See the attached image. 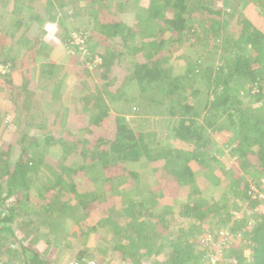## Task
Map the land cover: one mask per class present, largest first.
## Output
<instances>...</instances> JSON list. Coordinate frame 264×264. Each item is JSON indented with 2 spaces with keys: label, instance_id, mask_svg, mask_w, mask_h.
<instances>
[{
  "label": "trees",
  "instance_id": "trees-1",
  "mask_svg": "<svg viewBox=\"0 0 264 264\" xmlns=\"http://www.w3.org/2000/svg\"><path fill=\"white\" fill-rule=\"evenodd\" d=\"M0 1L7 7L6 13L0 4V52L19 49L18 53L9 49L4 58L0 53L1 61L12 69L33 48L36 62L48 59L59 70L57 60L67 53L66 45L75 44L73 33L78 31L91 62L98 58L94 66L102 69L107 80L111 104L136 106L138 114L153 116L141 118L143 123L164 119L173 123L166 140L159 137L164 128L137 132L123 116L112 112L105 99L96 97L92 105L98 112L89 120L84 141L70 139V131L60 140L48 136L58 133L57 125L65 124L69 116L61 117L58 124L45 120L48 124L32 126L34 136L23 139L28 147L19 148L17 141L12 145L3 136L0 264H57L52 261L55 247L49 255L41 249V244L50 243L49 238L24 244L25 235L39 227L55 237L65 233L72 238L65 243L74 252L72 264H212L208 257L213 256V247L205 243L206 236L213 234L218 241L225 230L233 243L221 245L225 261L220 264H234L232 260L264 264V0H125L124 6L123 0L112 7L117 8L115 14L108 0H85L80 6L62 0L61 8L72 15L68 19L47 12L55 0H11L19 5L11 16L9 0ZM23 1L34 10L27 20L17 19ZM101 4L107 6L105 17L93 18L97 24L91 21L80 30L78 16L97 12L93 7ZM124 9L133 11L127 14ZM235 16L242 20L240 30L234 26ZM153 23H158L157 31L136 44L131 37L138 32L143 35ZM40 31L46 35L41 41ZM104 42L108 47H103ZM169 43L183 44L170 58ZM78 48L75 57L83 51ZM124 63L129 72L123 69ZM76 79L68 77V85L73 87ZM115 82H119L116 88ZM10 88L11 80L7 91ZM8 94L16 106L20 90ZM111 119L112 133L99 132ZM1 131L2 137L7 128ZM211 132L225 135V147L237 155L236 163L243 169L236 174L233 165L229 183L223 182L229 175L228 165L220 164L226 154L212 157L203 151L213 145ZM41 140L57 150L64 141H71L73 146L60 148L65 155L62 167L50 163L55 170L44 162ZM14 151H20L17 159ZM76 153L82 156L81 165L69 162ZM251 157L260 163H251ZM205 172L215 177L205 179L208 186L202 188L198 180ZM153 175L155 180L148 181L149 189L156 186L151 193L135 192L126 198L119 191L111 193L131 190L140 179ZM236 203L240 218L232 209ZM202 224L208 226L202 230ZM99 230L108 235L102 236Z\"/></svg>",
  "mask_w": 264,
  "mask_h": 264
},
{
  "label": "rangeland",
  "instance_id": "rangeland-1",
  "mask_svg": "<svg viewBox=\"0 0 264 264\" xmlns=\"http://www.w3.org/2000/svg\"><path fill=\"white\" fill-rule=\"evenodd\" d=\"M15 1H12V2H11V0L9 1L8 13H10L11 10H13V8H15V6L19 7V5L16 4ZM14 2H15V5H14ZM58 2L60 3V2H62V0H58V1L55 0L54 4L48 5L50 7H47V9H46L47 12L49 13V11H50V13H53V15L58 14L59 17H62L64 19H68L70 16H72V15H70V13L68 14L67 11H66L67 14H65L63 8H61V6H59ZM3 3H5V1H3ZM24 3H25V5L24 6L20 5V7H22V6L23 7L20 8L19 10H17V12H16L17 19H19V20H27L28 15L31 14V11H34L30 5H27V4H29V2L25 1ZM0 4L2 5V1H0ZM2 6H5V12L7 13L6 4H3ZM109 6L111 8L113 7L111 4H109ZM43 7L45 8V6H43ZM93 8L96 9L97 12H94L91 14V11H89L86 13V15L80 14V16H78L79 19L77 18L76 21H77V26H78V28H80V30H84L87 23H90L91 21H95L93 18H96L97 20H101L102 18L105 17V12H106L107 6H104V4H101V5H98L97 7H93ZM0 9H2V8L0 7ZM112 9H113L112 13L115 14V12L117 11L116 10L117 8L114 7ZM131 11H133V10H131ZM131 11L129 9H124V11H122V12H125L128 14ZM227 11L231 12V9H227ZM13 13H15V12H13ZM16 14L14 15V17L16 16ZM11 15H13V14L10 13V16ZM123 15H126V14H123ZM248 15H249V13H248ZM126 16H128V15H126ZM126 18H128V17H125L122 20H125ZM135 19L142 20V18L137 17V15H136ZM230 21H232V19ZM235 21H236V23L234 25L235 28L240 30L242 27L241 18L239 19L238 17H236ZM97 22L98 21H95L93 23L97 24ZM254 24L257 27L260 26L258 21H255ZM158 26H159L158 23L150 24L149 28L145 29L146 32L143 35H142V33L138 32V33H135L137 35V37L135 35V36H132L131 38H134L133 41L135 40V43L137 44L139 41H141V37H145V36L147 37V33H149V32L153 33V31H157ZM136 27H139V26L137 25ZM75 33H80V32L77 31ZM13 34L16 35L17 32L14 31ZM234 34H236L237 36L239 35V33H234ZM208 35H209V33H208ZM210 36H211L210 40H211V42H213L214 38L212 37L211 34H210ZM102 45H103V47H108V42L107 43L104 42V44H102ZM75 46H76V44L73 45V49H75ZM77 46H79L78 50H83L80 56L75 57V55H76L75 51L76 50H73L70 46H68L67 47V53L62 57V59L59 60V62L57 61V64L59 67L62 68L61 69L62 71H55V67L54 68L51 67L50 63H39L36 65L33 62L29 63L31 61V57L28 59L25 56L22 57V59H21L22 66L19 67L18 69L16 67V70L25 71V69H23V68L29 67L27 70L31 69V72H30V74H25V76H22V79L15 82V85H13L12 88H10L11 90H9V92L11 93V92H14L15 89H19L21 97L18 101V104H16V106H15V104L12 105V108L8 113L7 112L3 113L5 111L4 109L2 112H0V132L2 133L1 129L3 130L4 128H7V133L5 132L4 134H2V137L0 136V144L2 141L1 139H4L3 136H6L7 142H9L12 145H14V143L17 141L19 148L22 146L24 147V145H25V147L26 146L28 147L27 141H25V143H24L23 139L24 140L27 139V136L28 137L34 136V128H32V126L38 127V126H42L44 124H48L47 122L45 123V120L51 121L52 124H58L60 118L64 117V116H69L70 120L68 118L65 120L66 121L65 124L57 125L58 127H60L59 132L56 134L50 132L48 134V136L50 135L55 140H57V139L60 140L61 138H66L65 137V134L67 133L66 131H70V134H71V135H69L70 139L75 140L73 138L76 137L77 139L84 141V139H87L86 136H88L87 133L89 132L87 129L88 125H90L89 120H91L90 118L92 117V115L95 116L98 112L97 108H95L92 105L93 101L96 100L95 99L96 97L97 98L102 97L103 99H105L108 102L112 112L115 113L116 115L123 116L126 119V123H128L134 129H136L137 132H140V131L144 132L145 131V132H149V133H151V132L154 133L156 131L159 132L160 129L164 128L165 132H164L163 136L160 135L159 137H160V139L166 140L169 137L167 133L170 130V128L172 127L173 123L168 122V119L167 120L164 119L161 122L155 120L151 123L150 122L143 123L141 118H153V116L138 114L137 113L138 108H136V106L135 107H130L127 105L124 106L123 104L120 103V104H118V107H117V105L111 104V102L108 100L109 99V95H108L109 90H111V89L109 87L105 86L107 83L106 82L107 80H105L102 77V69L97 70V68H95V66H94V64L98 62V58L96 57L97 59L96 60L93 59V61L91 62L92 56L90 54H88L89 52H87V50L85 49V46H84V49H83L82 45H77ZM167 47H169V49H168V52H166V54H168L169 58H170V56H172L174 53H177L179 48L183 47V44L181 43L178 45L177 44L171 45V43H169V44H167ZM65 48H66V46H65ZM14 50H16V49H14ZM0 53H4V55L1 56V58H4L6 55L5 53H7V51L6 52L3 51ZM168 55H166V56H168ZM39 57H40V54L37 55V59H39ZM113 64L111 66L114 67V69H118ZM179 64H180V66H184V63L182 61H179ZM123 65H125V66H123V69L125 70V72H126V69L128 71L129 70L128 65H126V63H124ZM171 72H172V69L169 68L167 73L170 74ZM27 75H29V77ZM73 75L77 76V79H76L75 85L72 87V85L71 86L68 85V83H69L68 77L72 78ZM9 80H11L10 75H7L3 78H0V85L3 84L5 81L9 82ZM111 82L112 81H109V84H111ZM118 83L119 82L116 83L117 85H115V88H116V86L119 85ZM113 85H114V83H113ZM57 89H59V90H57ZM254 93H256V91L253 92V94ZM5 94H7V93H5ZM1 96L2 95L0 94V97ZM83 117H85V118L83 119ZM80 121H82V122H80ZM103 121H105V119ZM2 122H4V123L2 124ZM113 129H114V125H113V122L111 119V121L109 123H103V125H101L98 128V131L102 132L104 134H107V133L110 134V133H112ZM137 129H139L140 131ZM72 135H74V136H72ZM97 136H102V135L99 134ZM210 136H211V142L213 145L210 147L211 149H209L208 151L207 150H203V151L208 153V154H211L212 157H216V155L221 156L220 152H224L226 155H225V158L220 162V164L221 165H224V164L228 165L226 167L228 169V170H226L227 172L231 171L232 166L235 165L234 170H235L236 174H241L243 169H242V167L238 166L236 163L237 155H233L231 152V149L226 148L224 145V142L226 139L225 135L220 134L218 132L217 133L211 132ZM40 138L42 139L43 137L40 136ZM43 141L41 140V142H39V144L42 145L40 152L42 153L41 156H42L44 162L48 163L47 165L49 167H52V168H54V167L50 163H57L59 168L62 167V165L64 164V161H62L61 159L65 155L63 154L64 150L61 152L60 148L62 147L63 149H65L66 146L68 148H69V146L70 147L73 146L71 141H68V142H67V140L64 141L62 146L58 150L46 147L45 143H43ZM14 150H16V149H14ZM19 153H20V151L19 152H17V151L13 152V155H15V159L18 158ZM37 157H39V155H36V158ZM251 158L252 159H249L250 161H252L251 163H255V164L260 163V160H258L257 158H254V157H251ZM69 162L81 165L82 164V156L80 154L77 155V153H76L74 158L70 157ZM214 165H215V163L212 166H214ZM214 175H215V173H214ZM214 175H213V173L210 174L209 172L203 173L201 175L202 178H200V180H198L199 186L202 188H206L208 185L206 184L205 179H208L211 176L215 177ZM230 177H231V175L229 172V175L227 174V177H226V179H224L223 182L229 183ZM151 180H155V175L150 177L148 180H147V178L143 177L142 179L139 180L140 183L136 184V186H134L131 190H129L128 188H126L125 190L119 189V190H113V191H111V193L116 195L117 193H115V192L119 191L120 193L118 195H120L123 198H126L129 194L135 193V192H138V193L142 192L143 194H146L148 192L151 193V190L153 191L154 187H156V186H153L150 189L148 188V186H149L148 181H151ZM151 185H153V184H151ZM107 188L109 191V186H107ZM100 190L105 192V187L101 186ZM127 191H130V193ZM261 196H264V193ZM195 199H197V198H195ZM240 203H242V201H240ZM239 207H240L239 204L236 203L232 209H233V212L235 213V215L240 217L241 214L239 211ZM244 207H245V203H242V208H244ZM25 212H27V214L29 215L28 216L29 218H33L32 214L29 212V210H25ZM124 222L126 224L128 223L126 219L124 220ZM94 223L95 222L89 221V225H95ZM207 226H208L207 224H202V226H201L202 230H203V228H206ZM44 228L40 229V227H39L38 230L35 231V233H33L27 237H26V235H27L26 234L25 239H24V244H28L32 240L38 239V241H39V239L45 240L46 238H49L50 243L46 244V246H42V244H41V249H43L44 252L47 255H49L50 252L55 247V249L52 251L53 252L52 261L54 260V262H56L57 264H65V263L66 264H72L73 262H71V261H73L75 259L73 256L74 252L72 251V249H70L68 247L66 248V245H65L66 242H72L71 241L72 238H69V237L67 238V234H65V233L57 235V237H55L54 232L52 233V235H50V231H44ZM99 231H101L100 234L104 237L108 235L103 230H99ZM206 237H207V239L205 240L206 241L205 243H208V246L213 247V249H212L213 252L217 251V250H221V249L224 250L221 247V245H222L221 240H218V241L214 240L215 236L213 234L206 236ZM55 238H57L56 242H54ZM110 240L111 239L109 237L108 241H110ZM117 241H119V239H117L116 242ZM246 254L248 256L249 252L247 251Z\"/></svg>",
  "mask_w": 264,
  "mask_h": 264
},
{
  "label": "crops",
  "instance_id": "crops-1",
  "mask_svg": "<svg viewBox=\"0 0 264 264\" xmlns=\"http://www.w3.org/2000/svg\"><path fill=\"white\" fill-rule=\"evenodd\" d=\"M10 1V0H9ZM44 1V0H43ZM56 1H58V0H56ZM70 1H74L75 3L74 4H76V5H81L85 0H70ZM110 3L109 4H111L112 6H117V5H119L120 3H116V2H123V0H108ZM54 2L55 1H53L52 3L54 4ZM57 4V3H56ZM58 4H59V6L61 5V3H59L58 2ZM108 4V5H109ZM124 5H126L125 4V0H124V3H123V6ZM94 13V12H93ZM92 14V13H91ZM26 19V18H25ZM40 21L42 22V21H46V19H40ZM55 28H56V30L59 32V30H58V28H57V26L55 25ZM46 36V35H45ZM45 36H43V34H42V31H40V35H39V40L41 41V40H43L44 38H45ZM43 37V38H42ZM9 49H12L10 52H16V53H18V51H19V49H17V47H11V48H8V50H7V53L9 52ZM14 49H16V50H14ZM33 48H32V54H33ZM7 53H5V54H7ZM31 58H32V60L29 62V63H31V62H33L34 64H36L37 65V63L38 62H36L35 60H34V57H32V55L30 56ZM29 57V58H30ZM49 57H51V55H49ZM13 59H15V56L13 57ZM47 60V61H46ZM43 59V61L44 62H42V63H49L50 61L48 60V59ZM54 60V59H53ZM58 62H59V59L57 60ZM57 64V63H56ZM29 67H25V68H23V69H25V71H20V70H14L15 72H13V74H11V88H12V86L13 85H15V82H17V81H19V80H21L22 79V76H25V74L28 72V70H26V69H28ZM56 70V69H55ZM61 70V68L59 69V70H56V71H60ZM9 90H11V89H8V91H7V81H5L3 84H1L0 85V94L3 96H1L0 97V112H2L3 111V109L5 110L3 113H5V112H9L10 110H11V108H12V103H11V101H9V99H10V97H8L9 96V94L8 93H10L9 92ZM5 93H7V94H5ZM12 93V92H11ZM10 93V94H11ZM4 94V95H3ZM4 102H7V106L6 105H4L3 103ZM4 122H2V124H3Z\"/></svg>",
  "mask_w": 264,
  "mask_h": 264
},
{
  "label": "clouds",
  "instance_id": "clouds-1",
  "mask_svg": "<svg viewBox=\"0 0 264 264\" xmlns=\"http://www.w3.org/2000/svg\"><path fill=\"white\" fill-rule=\"evenodd\" d=\"M54 26H55V24H54ZM74 36H75V38L76 37H79V36H81L80 35V33H74L73 34ZM73 45L74 44H69V45H66V52H67V47L68 46H70L72 49H73ZM80 45H82V47H83V49H84V44L82 43V44H80ZM73 50H75V49H73ZM32 52V49H30L29 51H26L25 52V54H24V56L25 57H27V59L30 57V55H32V57H34V59H35V54H34V51H33V54L31 53ZM41 55V54H40ZM23 56V57H24ZM13 60H15V59H13ZM31 60H32V58H31ZM101 61V60H100ZM99 62V61H98ZM12 63V62H11ZM40 62H38L37 64H39ZM42 63V62H41ZM22 66V63H21V61L19 62V65H16L15 64V67L12 69L11 68V66H10V63H6V62H3V61H1V59H0V77H5V76H7V75H10L11 76V74H13V72H14V70H16V67H17V69L19 68V67H21ZM27 70V69H26ZM233 243V242H232ZM231 243V244H232ZM224 246V245H223ZM223 246H222V248H223ZM224 253V252H223ZM224 258H225V256H224ZM223 261H225V260H223Z\"/></svg>",
  "mask_w": 264,
  "mask_h": 264
},
{
  "label": "built area",
  "instance_id": "built-area-1",
  "mask_svg": "<svg viewBox=\"0 0 264 264\" xmlns=\"http://www.w3.org/2000/svg\"><path fill=\"white\" fill-rule=\"evenodd\" d=\"M74 43L76 45L82 44L83 43V40H82L81 36L76 37V41ZM228 234H229V232L227 230L221 232V235H222L221 242L224 245H226L227 243H229V244L232 243V241L228 237L229 236ZM223 256H224V253H223V250L221 249V250L214 251L213 256L208 257V259L210 260V262L212 264H220V262H222L223 260H225V258ZM232 263L237 264V261L232 260Z\"/></svg>",
  "mask_w": 264,
  "mask_h": 264
},
{
  "label": "water",
  "instance_id": "water-1",
  "mask_svg": "<svg viewBox=\"0 0 264 264\" xmlns=\"http://www.w3.org/2000/svg\"><path fill=\"white\" fill-rule=\"evenodd\" d=\"M52 27V26H51Z\"/></svg>",
  "mask_w": 264,
  "mask_h": 264
}]
</instances>
